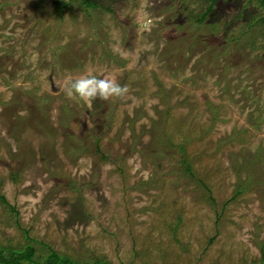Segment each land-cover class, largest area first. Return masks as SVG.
<instances>
[{
	"label": "rangeland",
	"instance_id": "obj_1",
	"mask_svg": "<svg viewBox=\"0 0 264 264\" xmlns=\"http://www.w3.org/2000/svg\"><path fill=\"white\" fill-rule=\"evenodd\" d=\"M210 3L0 0V246L264 264V6ZM83 74L128 91L69 98Z\"/></svg>",
	"mask_w": 264,
	"mask_h": 264
},
{
	"label": "trees",
	"instance_id": "obj_2",
	"mask_svg": "<svg viewBox=\"0 0 264 264\" xmlns=\"http://www.w3.org/2000/svg\"><path fill=\"white\" fill-rule=\"evenodd\" d=\"M210 2L211 3L208 6L207 10L199 15L198 23H204L205 22V20L208 18L210 13L213 11L217 0H210ZM258 2L262 6H264V0H258ZM42 128H44L45 130H48L47 127H45L43 123L38 124V126L36 127V129H37L36 131L40 133L39 135L41 138H43V134H45V133L41 132ZM97 131H98V133L97 132H93V133L95 136L98 137L96 139V150H100V143H101L102 138L100 139V136H101L100 130L97 129ZM48 132H50V131H48ZM159 143H160V145H162L164 147V149L173 150L174 154L177 153L178 158L181 161H183V162L188 161L187 157L183 154L184 153L183 152L184 146L179 145V144L175 145L172 143V141L165 139V138L161 139V141H159ZM0 203L2 205L9 206V208L13 212H15V209L13 208V206H11L8 203L7 198L1 194H0ZM262 251H263V255H264V246L262 247ZM34 257H35V248L33 246H31L30 244H27L26 246H24L21 249H13L10 247L0 246V264H22V263H28V264H75L74 262H72L70 260V258L61 256L57 252H54V251L51 252V255L46 259V261L44 263L39 262V261H35ZM93 264H110V263L107 262L106 260H95L93 262Z\"/></svg>",
	"mask_w": 264,
	"mask_h": 264
},
{
	"label": "clouds",
	"instance_id": "obj_3",
	"mask_svg": "<svg viewBox=\"0 0 264 264\" xmlns=\"http://www.w3.org/2000/svg\"><path fill=\"white\" fill-rule=\"evenodd\" d=\"M127 91V86H121L113 80L83 74L69 81L66 94L69 98L90 101L97 97L104 100L111 97H122Z\"/></svg>",
	"mask_w": 264,
	"mask_h": 264
}]
</instances>
